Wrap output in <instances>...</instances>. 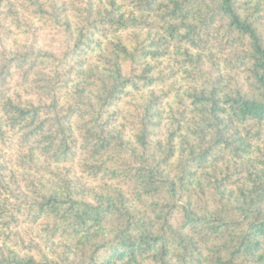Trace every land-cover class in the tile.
Wrapping results in <instances>:
<instances>
[{
    "label": "trees",
    "instance_id": "trees-1",
    "mask_svg": "<svg viewBox=\"0 0 264 264\" xmlns=\"http://www.w3.org/2000/svg\"><path fill=\"white\" fill-rule=\"evenodd\" d=\"M0 264H264V0H0Z\"/></svg>",
    "mask_w": 264,
    "mask_h": 264
}]
</instances>
